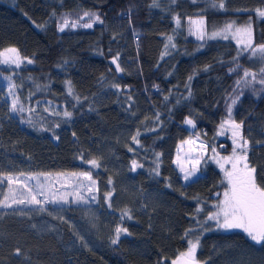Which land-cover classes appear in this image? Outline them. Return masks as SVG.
Masks as SVG:
<instances>
[{"label":"trees","instance_id":"16d2710c","mask_svg":"<svg viewBox=\"0 0 264 264\" xmlns=\"http://www.w3.org/2000/svg\"><path fill=\"white\" fill-rule=\"evenodd\" d=\"M152 3L0 0V50L14 46L33 61L17 73L0 64V181L9 175L91 171L100 204L88 218L74 206L55 217L0 210V264H160L162 258L171 264L197 233L202 264H264V242L256 244L240 229L226 231L208 222L210 230L201 233L197 221L205 213L196 209L215 210L216 193L225 187L219 167L205 161L200 176L186 184L174 165L179 144L193 135L210 149L231 153V141L217 135L227 103L236 95L233 90L242 89L233 118L243 121L249 162L264 184V86L239 88L242 71L229 72L237 62L258 72L261 63L248 59V53L236 61L240 49L232 39L202 42L185 31L188 17L203 15L209 33L231 21L243 26L251 18L255 43H264V19L256 14L264 9V0H226L224 10L212 8L211 0ZM84 11L97 12L104 22L59 31L63 17L71 24ZM177 14L183 30L176 27ZM168 35L175 36L176 48L162 58ZM117 54L122 72L112 63ZM5 76L18 86L15 94L23 113L10 111ZM64 110L73 116L63 117ZM186 119L194 121V131L186 127ZM138 129L139 146L131 139ZM93 158L100 168L85 162ZM133 159L143 167L133 171ZM157 162L158 176L153 172ZM113 190L109 207L103 195ZM126 210L131 219L121 221ZM43 219L49 228L39 227ZM118 225L130 234H121L112 245ZM188 229L195 231L182 239Z\"/></svg>","mask_w":264,"mask_h":264},{"label":"snow or ice","instance_id":"6c2138e0","mask_svg":"<svg viewBox=\"0 0 264 264\" xmlns=\"http://www.w3.org/2000/svg\"><path fill=\"white\" fill-rule=\"evenodd\" d=\"M173 3L176 0H172ZM192 3H197V0H192ZM151 7H159V0H153ZM212 8H219L224 10L226 8V0H219V3L216 0H211ZM256 14L259 18L264 19V9H256ZM84 17H87V22L80 24V20H83ZM177 29L181 28V18L179 14L174 16ZM188 34L190 36H195L198 41L205 42L207 40H217L223 39L228 40L230 37L235 40L237 47L240 49L239 55L237 58H234L238 61L239 56L248 53V59L257 60L261 63V67L258 72H253L248 68H243L241 64L236 63L235 67H230V73H240L242 71V76L237 79V85H243L244 87H252L255 84L264 86V43H255L253 36V24L251 18L243 26H235V22H228L226 25L219 29H213L210 33L206 30V21L203 15H200L198 18L188 17ZM100 14L92 11H84L83 16L79 17L77 21L69 24L67 17L62 18V23L58 25L59 31L63 32L65 28L69 26L76 28L78 26L84 28H92L96 23H103ZM176 30L174 29V32ZM167 43H165L164 48L165 52L162 53V58L166 55H170L169 48L175 49V36L168 35L166 37ZM119 54L112 58V63L116 66L117 72H122L124 69L121 68L118 63ZM31 64L33 61L27 57H22L18 48L12 46L0 50V64L15 66L20 68L24 62ZM2 75V73H0ZM5 80L8 81V96L12 97L10 111L23 113L25 111L23 105L20 102V97L15 94V90L18 87L13 81L12 76H5ZM189 80L192 79V76H189ZM69 95L73 94V89L71 87V82L69 81ZM22 87V85L20 86ZM112 87L119 90V84H113ZM255 90V89H254ZM264 90V89H262ZM236 91L235 89L233 90ZM191 92H189V96ZM231 95V94H230ZM243 95V92H238L230 100V103H227L226 108V118L223 119L219 125V135H223L225 132L231 134L232 139V152L229 155L221 156L216 153V148L212 147L211 151L214 153L209 159L215 161L219 165L220 170L223 172L222 184L225 185L224 190L221 193H216L217 201L213 204L214 211L205 212V209L198 207L196 213H205L202 221H197L200 224L201 233L203 231L210 230L205 228V225L209 221L215 222V226L218 229L230 230V229H240L250 237V239L256 244H261L264 242V184L258 182L256 167L252 166L249 162L248 149H249V140L244 137L242 133L243 121L237 122L233 118V106L238 103L240 97ZM79 101V97H75ZM131 99V97H129ZM167 100L168 97H165ZM34 109H29L33 111ZM55 115H60L59 112H54ZM63 117L71 118L73 113L71 111L64 110L62 113ZM157 121L159 120V115L156 117ZM185 124L195 127L194 121L192 119H186ZM31 123V121H29ZM59 127V124L56 125ZM155 129H153L154 131ZM140 132L139 129L137 133L131 137L132 141L136 145H140L139 140ZM196 140L189 138L182 141V145H187V151L184 152L183 156L178 155L175 163L179 167L181 173H183V180L186 182L192 181V178L200 170L201 162L205 160V155L208 151V146L200 141L197 144ZM133 148H129V151H133ZM183 150V149H181ZM159 160V154H157V161ZM86 163L90 164L93 168H100V162L93 158L91 160H86ZM187 165H190L188 167ZM138 167H143V165L138 164L137 160L133 159L131 161V169L135 171ZM153 172L158 176L159 173V163L155 164ZM72 177L80 180V183L75 185L74 192L75 197L72 203H87L90 200H96V195L93 194L94 189L99 191L96 188L97 181L93 179V174L91 171H84L81 173H72ZM8 183L9 195H5L3 200H0V207L11 208L13 205H24L25 207L29 205L39 206L34 209L36 211H44V205L46 203L52 204H68L69 201L65 195H59L58 197L53 196L51 199L47 196L46 186L37 181L35 188L29 187L27 184L23 185L27 189V195H22L18 197L15 194L13 185L19 182L18 177H13L11 175L5 177ZM28 179H37L36 177H28ZM3 181H0L2 183ZM86 182V183H85ZM108 184H112L111 178L107 181ZM171 186V185H169ZM113 191H107L103 195L105 202L109 203L113 197ZM68 195H73V193H68ZM39 196L44 197V199H38ZM10 201V202H9ZM127 217L131 219L130 212L126 210L121 216V221ZM195 219V217H193ZM195 229L186 230L184 237L189 236V233L194 232ZM121 234H130L126 227L120 225L116 226L114 229V238L111 239L112 245H117L120 240ZM81 242H84V238L80 237ZM86 246V245H85ZM200 246V233H197L194 239L187 240L186 250L179 251L175 258L171 259V264H202V262L197 258V250ZM16 254H20V250L16 249ZM167 258H162L160 264H164V260ZM207 264V262H203Z\"/></svg>","mask_w":264,"mask_h":264},{"label":"rangeland","instance_id":"374dc122","mask_svg":"<svg viewBox=\"0 0 264 264\" xmlns=\"http://www.w3.org/2000/svg\"><path fill=\"white\" fill-rule=\"evenodd\" d=\"M182 28L183 27L179 28V30L182 29ZM185 31H186V33H188V21L186 23ZM193 37L196 39L195 36H193ZM229 39H232V38L230 37ZM232 40H234V39H232ZM25 64H27L26 61L22 65L24 66ZM5 66L10 68L14 73L19 72V70L22 67L21 66L20 68H16L15 66H8V65H5ZM23 82L24 81L21 80V83H23ZM255 85H258V84H255ZM241 86H243V85H240L239 88ZM254 86L249 87V88H253ZM243 88H246V87L243 86ZM241 90L242 89L236 90L235 94H237L238 92H241ZM237 106H238V103L233 106V114H234L235 108ZM186 127L189 129L190 132L194 131V128H195V127H192V126L187 125V124H186ZM219 131H220V129H219ZM190 138H192L193 140H196L197 136L193 135ZM217 138L220 139V140L228 138L231 141V143H232L231 134L229 132H225L223 135H219L218 134ZM200 141H203V140H201L199 138V140H197V144H199ZM204 143L208 146V144L206 142H204ZM187 148H188L187 145H182V143L179 144L178 149H177V153H176V157H175V161H176L178 155H180V156L184 155V152L187 151ZM181 149H183V150H181ZM224 152H225V150L222 151L220 149H218V150L216 149V153H218L221 156H226L224 154ZM212 155H214V153H212L211 149L208 147V151H207V153L205 155V160L201 162L200 168H201L202 164L205 161H210V162L214 163L216 166L219 167V165H217L214 160L209 159V157H211ZM175 161H174V165L177 168V170L179 171L181 177H183V173L180 172L179 167L177 166ZM187 166L190 167V165H187ZM75 173H81V172H75ZM71 174L72 173L30 174V175H14L13 176V177H18L19 178V182L12 186L14 191H15V194L18 197H21L22 195H24V196L27 195V189L25 187H23V185L27 184L29 187L35 188V186L37 185V181L39 180L40 182H42L46 186L47 196L49 197V199H51L53 196L58 197L59 195H65L67 197L68 201H69L68 204L46 203L43 206L44 209H45L44 211H36V210H34V209L39 207V206H36V205H29L27 207H25L24 205H13L11 208L0 207V210L4 211L5 213L11 214V215H18V216H24V217H30V216L37 217V216H40V215H42V216L44 215V216H47V217H55L59 210H61L63 208H66V207H69V206H74V207L80 208L85 213V217L88 218L89 215L92 214L93 211H95L96 209L99 208V205H100L99 204V191H96L95 189L93 191V194L96 195V197H97L96 200H90V198H89V202H87V203H72V201H73V199L75 197L74 187H75V185L80 183V180H78L75 177H72ZM199 176H200V170L192 178V181L196 180ZM28 177H36L37 179H28ZM192 181H190V182H192ZM190 182L184 181V183H186V184L190 183ZM96 188L99 189L98 183L96 184ZM1 189L3 190V193H4L3 197L1 199V200H3L5 195H9L8 183H7L6 179H3V182L1 184ZM68 193H73V195H68ZM38 199H44V197L39 196ZM209 222H211L215 226V222H213V221H209ZM39 227L47 229V228L50 227V224L48 223L47 220L43 219V220L40 221ZM230 230H234V229H230Z\"/></svg>","mask_w":264,"mask_h":264}]
</instances>
